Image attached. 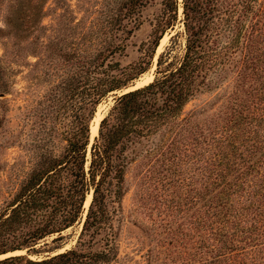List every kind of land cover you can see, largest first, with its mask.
I'll return each mask as SVG.
<instances>
[{"label": "trees", "instance_id": "1", "mask_svg": "<svg viewBox=\"0 0 264 264\" xmlns=\"http://www.w3.org/2000/svg\"><path fill=\"white\" fill-rule=\"evenodd\" d=\"M46 1L0 0V38H9L0 56V96L11 84L4 63L42 44L43 58L65 72L59 75L66 98L79 96L81 104L57 131L61 150L33 142L35 158L0 211V252L54 232L52 240L59 238L61 230L81 224L70 247L39 258L8 255L0 264H99L114 258L113 203L125 190L124 169L132 157L124 149L165 126L171 128L168 137L146 152L154 153L162 169L185 163L190 185L177 186L180 197L175 194L172 204L179 221L167 233L181 249L167 252L169 264H264V0H180L182 54L161 68L168 52H160L153 78L128 90L121 88L147 63L122 66L115 55L148 0H106L100 16L86 25L67 1L55 0L61 12L70 11L64 18L69 23L42 42L38 30ZM159 2L152 50L176 18L177 0ZM225 77L232 87L208 118L191 119L193 112L178 118L196 92ZM108 93L112 102L89 143V122ZM5 101L0 97V123ZM98 233L101 244L91 248Z\"/></svg>", "mask_w": 264, "mask_h": 264}, {"label": "rangeland", "instance_id": "2", "mask_svg": "<svg viewBox=\"0 0 264 264\" xmlns=\"http://www.w3.org/2000/svg\"><path fill=\"white\" fill-rule=\"evenodd\" d=\"M65 1L68 2L76 19H80L86 25L89 20L100 16L106 0ZM159 1L148 0L141 6L138 11L139 22L131 26V30L124 39V49L120 54L115 55L122 66H129L138 60H143L142 64L147 63L143 71L128 81L125 88H121L123 90L140 86L153 78L155 61L160 52H168L160 64L161 68L168 60L174 63L182 54L184 38L180 0H177L176 18L173 24L164 28L152 50V38L158 32L156 30L154 32L153 27L155 16L160 10ZM62 7L55 0H47L44 3L43 15L40 19L42 26L38 30L42 42L47 39V36H53L57 28L62 30L63 25H66L65 22L69 23V20L66 21L64 18L70 17V11L67 8L61 12ZM61 13L64 14L61 16ZM8 44L9 38H0V56ZM29 48L35 51L31 53L29 49H25L27 51L24 50L22 56L15 62L4 63L6 79L11 84L8 86V92L0 96L6 98L5 117L0 123L1 212L4 205L12 198L19 180L35 158L33 142L43 141V149L51 152L61 150L63 141L57 131L69 123L72 110L81 104L79 96L73 100L66 98V91L61 86L62 80L59 75L65 72L43 58L45 50L42 44ZM36 54L41 57L37 59ZM150 74V80L139 82L140 84L134 86ZM231 87V81L225 77L217 86L196 92L182 106L178 118L187 116L189 112H193L191 119L208 118L213 108H216L222 99V94ZM111 102L112 93H108L98 102L96 110L99 108L104 114ZM92 118L89 124L92 123ZM169 129L171 128L165 126L151 134L141 136L136 141L127 143L124 152L128 157H132L124 169L122 183L125 190L119 201L113 203L115 212L112 224L115 230L116 256L99 264H169L167 252L172 249L173 254L179 253L180 244L172 243L170 234L167 232H171V228H174L176 222L179 221L175 215V207L172 206L175 194H179L180 197L181 187L177 186H190L186 184L187 179L184 173L186 168L183 166L185 163H182V166L162 169L158 165L159 161H153L154 153L146 152V148L154 144H162L170 133ZM90 137L89 141L92 140ZM31 141L32 144H28ZM83 203L85 204L84 200ZM82 206L84 214L87 205ZM79 228L80 222L73 223L61 230L59 238L52 240L57 235L56 232L47 234L31 245L0 252V258L13 254H25L29 258H39L45 254L63 250L74 245ZM100 244L98 233L94 236L90 247L97 248ZM28 247L31 248L27 250ZM58 248L61 249L57 250ZM18 264L24 263L19 262Z\"/></svg>", "mask_w": 264, "mask_h": 264}, {"label": "bare ground", "instance_id": "3", "mask_svg": "<svg viewBox=\"0 0 264 264\" xmlns=\"http://www.w3.org/2000/svg\"><path fill=\"white\" fill-rule=\"evenodd\" d=\"M151 79V74H150V76H147L145 79H143V81H138V83H136L134 86H136L137 84H140L141 82L143 83V82H146V81H148V80H150ZM140 82V83H139ZM133 86V87H134ZM129 89V88H128ZM127 89V90H128ZM103 113L99 110V108H98V110H97V112H96V115H95V117L93 118V120H92V123H91V125H90V134H91V137L95 134V132H96V129H97V123H98V120H99V118L101 117V115H102ZM90 193L87 195V198H86V200H85V205H87V203H88V201H89V198H90ZM16 253H18L17 251H15ZM11 253V252H10ZM14 253V252H13ZM9 254V253H8ZM7 255V254H6Z\"/></svg>", "mask_w": 264, "mask_h": 264}, {"label": "water", "instance_id": "4", "mask_svg": "<svg viewBox=\"0 0 264 264\" xmlns=\"http://www.w3.org/2000/svg\"><path fill=\"white\" fill-rule=\"evenodd\" d=\"M100 119V118H99ZM89 127H90V124H89ZM97 127H98V123H97ZM89 130V129H88ZM97 134V129H96V132H95V134L94 135H96ZM89 137H90V133H89ZM93 137H90V139H92ZM89 143H90V141H89ZM90 193V192H89ZM85 210V209H84ZM80 224H81V222H80ZM61 251V250H60Z\"/></svg>", "mask_w": 264, "mask_h": 264}]
</instances>
